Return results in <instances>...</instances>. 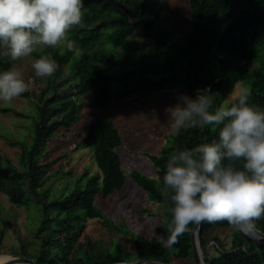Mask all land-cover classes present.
Wrapping results in <instances>:
<instances>
[{"label":"trees","instance_id":"16d2710c","mask_svg":"<svg viewBox=\"0 0 264 264\" xmlns=\"http://www.w3.org/2000/svg\"><path fill=\"white\" fill-rule=\"evenodd\" d=\"M157 1L82 0L83 26H73L67 35L68 41L74 44L73 49L69 51L65 43L63 47L44 46L41 52H33L38 59L50 53L59 67L51 77L44 78L45 84L35 96V126L30 139L15 141L20 146L19 164L0 150V191L15 205H28L34 199L40 204L41 220L37 228L40 239L36 250L34 253L26 249L19 251V254L36 258L38 264L129 261L119 250L111 251L94 241L78 240L87 218L108 219L95 203L96 195L107 196L125 182L116 149L122 139L110 118L95 117L75 144V147L91 148L99 172L90 173L85 169L68 191L37 201L44 180L46 161L43 157L47 142L56 129L70 127L79 119L83 106V101L78 99L80 96L90 94L91 104L103 108L111 99L130 94L147 95L179 84L193 98L197 90L207 89L213 98V107L209 110L214 112L236 82L247 78L257 55L255 47L264 41V0H188L190 25L182 40L165 44L160 37L152 38L149 51L145 38L137 37L138 28L141 21L147 28ZM114 41H122L131 53L124 54L108 46ZM145 50L147 52L142 53ZM2 52L0 48V72L8 70L13 61ZM117 66L122 68L116 69ZM110 67L115 71L111 72ZM252 74L248 103L264 110V69H255ZM220 127L222 125L181 129L178 135L170 131L168 143L157 154H148L156 176L137 169L129 173L148 198L160 205L161 221L157 230L166 241L172 222L171 201H165L161 195L167 160L174 152L194 149L204 143L205 138L209 143L218 141ZM242 164V160L237 162L238 167ZM254 223L264 232V216ZM192 224L178 237L179 242L171 245V254L175 257H192ZM227 225L232 224L227 221L200 223L199 238L206 264H264V239L250 238L238 227L230 237V247L216 255L206 252L209 230ZM125 230L134 239V260L152 258L169 262L170 251L163 241H150Z\"/></svg>","mask_w":264,"mask_h":264},{"label":"rangeland","instance_id":"374dc122","mask_svg":"<svg viewBox=\"0 0 264 264\" xmlns=\"http://www.w3.org/2000/svg\"><path fill=\"white\" fill-rule=\"evenodd\" d=\"M154 10L148 19L150 23L147 28H144L145 22L141 21L139 35H136L145 38L149 51L152 50V38L160 37L165 44L182 40L189 29L191 17L188 0H158ZM67 41L68 36L59 44L60 47ZM111 45L119 52L131 53L122 41L111 42L108 46ZM255 48L257 55L253 59L247 78L236 82L233 90L220 102L219 107L233 100L239 86L250 89L252 71L264 69V41ZM36 50L41 52L43 47ZM145 52L147 51H142ZM43 56L51 59L50 53H44ZM36 59L38 58L31 53L27 57L12 61L10 68L15 67L21 71L25 81L30 83V90L11 102L0 101V150L16 165L19 164L20 146L15 141L30 139L35 126L37 100L35 96L45 84V77L36 76L32 67ZM121 68L122 66L116 67ZM109 70L114 72L115 68L110 67ZM181 94L188 96L184 87L177 84L163 87L147 95L130 94L119 99H111L103 108L91 104L90 94L80 96L78 99L83 101V106L79 119L70 127L56 129L47 142L43 157L46 161L43 169L44 180L39 187L40 197L37 196V201L49 200L68 191L75 178L85 169L90 173L99 172L91 148L75 147V144L83 137L89 122L95 117L110 118L122 139L116 149L125 173V182L121 188L113 190L107 196L96 195L95 203L108 219L87 218L78 240L94 241L111 251L119 250L129 261L134 260V239L125 228L140 238L150 241L161 240L165 244L166 239L157 230V225L161 221L160 205L148 198L146 192L132 181L129 173L132 169H137L149 176H156L155 166L148 154H157L168 143L166 139L171 128L166 109L175 105ZM34 200L28 205H15L0 191V252L19 253L22 249L30 253L35 252L40 239L37 228L41 215L40 204ZM235 227L227 225L210 229L206 252L209 255H216L220 250L230 247V237ZM166 247L170 251L171 264H194L192 257H175L171 254L172 247ZM201 250L203 254V249Z\"/></svg>","mask_w":264,"mask_h":264},{"label":"clouds","instance_id":"9594fccd","mask_svg":"<svg viewBox=\"0 0 264 264\" xmlns=\"http://www.w3.org/2000/svg\"><path fill=\"white\" fill-rule=\"evenodd\" d=\"M81 9L82 0H0L2 55L15 61L38 47L59 45L73 26H83ZM66 47L71 51L73 42ZM32 67L36 76L51 77L59 65L41 56ZM29 90L17 68L0 72V101L11 102ZM250 95L239 86L230 105L213 112L212 95L197 90L194 98L181 94L166 109L173 135L181 129L222 127L218 141L205 138L167 160L161 195L171 201L172 222L165 246L178 243L190 223L227 221L251 233L254 221L264 216V110L248 103Z\"/></svg>","mask_w":264,"mask_h":264},{"label":"water","instance_id":"95a60500","mask_svg":"<svg viewBox=\"0 0 264 264\" xmlns=\"http://www.w3.org/2000/svg\"><path fill=\"white\" fill-rule=\"evenodd\" d=\"M200 223H193L191 227V247H192V258L194 260V264H206L203 258L202 250H201V244H200V238H199V229H200ZM246 235H248L250 238H256V239H264V232L261 231L256 227V230L254 232L249 233L247 230H244L240 228ZM3 255L6 257H3ZM3 257V258H2ZM38 264L36 261V258L28 257L23 254L19 253H0V264ZM110 264H171L167 261L162 260H156L152 258H141V259H135L130 261H114Z\"/></svg>","mask_w":264,"mask_h":264},{"label":"bare ground","instance_id":"6f19581e","mask_svg":"<svg viewBox=\"0 0 264 264\" xmlns=\"http://www.w3.org/2000/svg\"><path fill=\"white\" fill-rule=\"evenodd\" d=\"M0 253H4V252H0ZM3 257H6V255H5V256L3 255ZM3 257H2V258H3Z\"/></svg>","mask_w":264,"mask_h":264}]
</instances>
